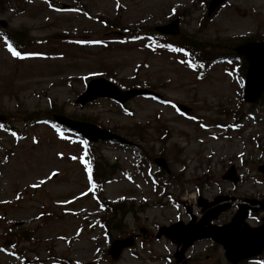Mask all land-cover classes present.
Here are the masks:
<instances>
[{
  "label": "rangeland",
  "instance_id": "1",
  "mask_svg": "<svg viewBox=\"0 0 264 264\" xmlns=\"http://www.w3.org/2000/svg\"><path fill=\"white\" fill-rule=\"evenodd\" d=\"M177 19V37L157 33ZM0 22V264H177V246L157 237L159 226L187 221L190 209L200 215V195L237 197L218 224L237 203L264 197V102L244 101L238 61L199 75L173 44L195 36L203 48L227 50L248 36L263 39L264 0H226L210 17L207 0H0ZM3 29L15 34L24 58L9 52ZM101 73L161 98L78 105L89 77ZM55 115L132 142L94 143L102 175L114 172L99 194L84 160L88 147L50 123ZM232 164L241 176L236 185L222 178ZM107 202L124 204L111 221L112 238L134 240L117 258L103 225ZM186 256L198 259L190 264H226L211 240Z\"/></svg>",
  "mask_w": 264,
  "mask_h": 264
},
{
  "label": "water",
  "instance_id": "2",
  "mask_svg": "<svg viewBox=\"0 0 264 264\" xmlns=\"http://www.w3.org/2000/svg\"><path fill=\"white\" fill-rule=\"evenodd\" d=\"M223 1L224 0H211L208 8V15H212ZM158 30L163 33L177 34L179 32V20L177 19L165 26H160ZM236 51L240 55H243L248 61L244 98L248 102H256L264 92V42H245L237 46ZM144 94L156 95L157 93L147 88L137 87L123 90L114 82L104 77H98L88 82L86 90L78 97L76 102L85 105L89 101L105 96L112 97L117 101L125 103L135 96ZM180 107L185 111L189 110L184 105H180ZM56 118L61 123L77 130L91 141L117 138L123 143H129L109 130L102 129L94 124L73 121L64 116H57ZM157 162L167 167L164 158L157 159ZM259 169L264 172V165H261ZM223 178L231 179L234 183H237L239 177L236 168L231 166ZM229 199L230 197L228 196H217L213 201H208V199L200 197L199 205L205 210L214 204ZM231 199L234 200V197ZM255 202L256 201H252V203ZM260 204L264 208V201L260 202ZM229 206L230 204L228 202L220 204L216 208L208 210L199 221H196V217L193 216L192 220L188 223L179 221L170 226H162L159 228L158 236L166 235L174 243L181 245V249L175 253L177 261H181L184 258L186 250L194 241L203 238H212L214 241L222 244L225 249L226 257L232 263H238L242 259L260 254L264 249V224L259 227H251L246 222L248 204H240L239 210L233 216L231 222L220 226L212 223V220L217 218L220 212L228 209ZM132 244V237L116 239L112 242L109 252L114 258H117L124 247L131 246Z\"/></svg>",
  "mask_w": 264,
  "mask_h": 264
},
{
  "label": "trees",
  "instance_id": "3",
  "mask_svg": "<svg viewBox=\"0 0 264 264\" xmlns=\"http://www.w3.org/2000/svg\"><path fill=\"white\" fill-rule=\"evenodd\" d=\"M15 34L12 35V39L14 40L15 44L14 46L17 45V41L14 38ZM20 36V35H19ZM249 39V38H247ZM13 42V43H14ZM177 46L178 45H182L181 42H176L175 43ZM183 44H186L188 47V53L190 54V62L191 65L194 69L197 70V72L199 74H205L209 68L215 64H217L220 61H232L235 58H238L241 62V66L240 69L244 72L246 69V61L242 58V57H238L235 52H234V44H230L228 45L227 50H224L223 48H218L216 45L213 46H206L207 48H203L200 40L195 37V36H191L187 39V42H184ZM262 101H264V96L261 99ZM93 152H96L93 151ZM95 153H92V157H93V163L95 166V180L96 182H98V184L103 183L108 176L110 175V171H107V173L102 175V172L100 171L101 165L104 164V162H102V160H99V156L98 155H94ZM114 172L111 171V174H113ZM109 174V175H108ZM122 205H115L112 206L113 210L111 211V215L108 217V219L106 220V226L113 228L111 226V221L112 220H117L116 217V212L119 210L120 207L118 206H123ZM117 208V209H116ZM119 223H115V227L114 228H118ZM109 228V229H110Z\"/></svg>",
  "mask_w": 264,
  "mask_h": 264
},
{
  "label": "snow or ice",
  "instance_id": "4",
  "mask_svg": "<svg viewBox=\"0 0 264 264\" xmlns=\"http://www.w3.org/2000/svg\"><path fill=\"white\" fill-rule=\"evenodd\" d=\"M8 50L9 52H11V54L14 56V57H18V58H24L20 52L16 51L11 45H8ZM175 51H183L182 49H174ZM57 131H59V129H57ZM14 136H15V133H12ZM63 138V137H62ZM35 143V140L33 141ZM83 143H86V142H83ZM72 159H76V157H72ZM87 171L89 172V174L91 173V169L90 168H87ZM51 175H55V173H52ZM89 180H91V175H89ZM45 183L44 180H41L40 181V184H43ZM38 185H33V187H37Z\"/></svg>",
  "mask_w": 264,
  "mask_h": 264
},
{
  "label": "flooded vegetation",
  "instance_id": "5",
  "mask_svg": "<svg viewBox=\"0 0 264 264\" xmlns=\"http://www.w3.org/2000/svg\"><path fill=\"white\" fill-rule=\"evenodd\" d=\"M257 213V215L254 214ZM250 221H253L255 224H260L263 221V213L260 210V208L253 207L250 208V215H249Z\"/></svg>",
  "mask_w": 264,
  "mask_h": 264
}]
</instances>
